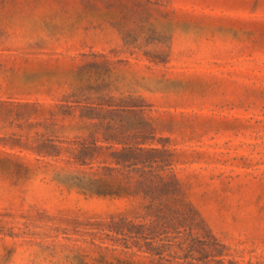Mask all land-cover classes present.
Masks as SVG:
<instances>
[{
  "label": "rangeland",
  "instance_id": "obj_1",
  "mask_svg": "<svg viewBox=\"0 0 264 264\" xmlns=\"http://www.w3.org/2000/svg\"><path fill=\"white\" fill-rule=\"evenodd\" d=\"M0 264H264V0H0Z\"/></svg>",
  "mask_w": 264,
  "mask_h": 264
}]
</instances>
